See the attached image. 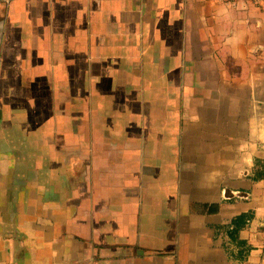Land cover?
I'll use <instances>...</instances> for the list:
<instances>
[{
	"label": "crops",
	"instance_id": "0c3cea01",
	"mask_svg": "<svg viewBox=\"0 0 264 264\" xmlns=\"http://www.w3.org/2000/svg\"><path fill=\"white\" fill-rule=\"evenodd\" d=\"M256 160L264 2L0 0V264H264Z\"/></svg>",
	"mask_w": 264,
	"mask_h": 264
},
{
	"label": "trees",
	"instance_id": "16d2710c",
	"mask_svg": "<svg viewBox=\"0 0 264 264\" xmlns=\"http://www.w3.org/2000/svg\"><path fill=\"white\" fill-rule=\"evenodd\" d=\"M255 165L261 167V170H256L253 178L255 180L264 178V161L256 160ZM218 210L219 204L209 205V211L217 212ZM253 216V213H242L235 216L228 225L221 226L226 230L230 238L231 249L229 248V253L234 261H245L252 249V247L245 240L240 238V231L247 226Z\"/></svg>",
	"mask_w": 264,
	"mask_h": 264
},
{
	"label": "built area",
	"instance_id": "2783aa9c",
	"mask_svg": "<svg viewBox=\"0 0 264 264\" xmlns=\"http://www.w3.org/2000/svg\"><path fill=\"white\" fill-rule=\"evenodd\" d=\"M211 1H215V2H219L228 6H237L238 4L245 3H252L254 5H261L264 0H211Z\"/></svg>",
	"mask_w": 264,
	"mask_h": 264
}]
</instances>
